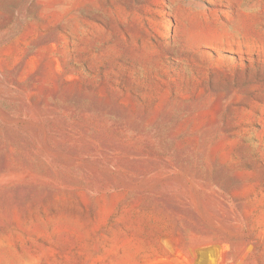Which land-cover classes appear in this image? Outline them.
I'll return each mask as SVG.
<instances>
[{"label": "rangeland", "instance_id": "obj_1", "mask_svg": "<svg viewBox=\"0 0 264 264\" xmlns=\"http://www.w3.org/2000/svg\"><path fill=\"white\" fill-rule=\"evenodd\" d=\"M0 264H264V0H0Z\"/></svg>", "mask_w": 264, "mask_h": 264}]
</instances>
